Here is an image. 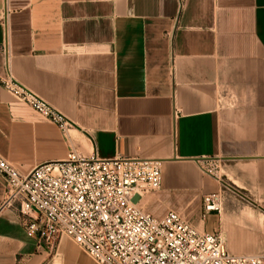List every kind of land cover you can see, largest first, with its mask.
Listing matches in <instances>:
<instances>
[{
  "label": "crops",
  "instance_id": "1",
  "mask_svg": "<svg viewBox=\"0 0 264 264\" xmlns=\"http://www.w3.org/2000/svg\"><path fill=\"white\" fill-rule=\"evenodd\" d=\"M9 74L74 123L63 132L0 83V153L21 172L70 150L156 159L144 209L264 252V0H0ZM18 208L0 175V264H90L69 239L30 234Z\"/></svg>",
  "mask_w": 264,
  "mask_h": 264
},
{
  "label": "built area",
  "instance_id": "2",
  "mask_svg": "<svg viewBox=\"0 0 264 264\" xmlns=\"http://www.w3.org/2000/svg\"><path fill=\"white\" fill-rule=\"evenodd\" d=\"M0 83L63 132L73 126L12 74ZM0 175L30 234L38 232L52 249L67 237L98 264H264V252L231 253L218 233L196 230L176 211L156 216L140 206L144 195L160 188L156 159H103L70 150L23 173L0 153Z\"/></svg>",
  "mask_w": 264,
  "mask_h": 264
},
{
  "label": "rangeland",
  "instance_id": "3",
  "mask_svg": "<svg viewBox=\"0 0 264 264\" xmlns=\"http://www.w3.org/2000/svg\"><path fill=\"white\" fill-rule=\"evenodd\" d=\"M209 170H212L213 169V165H210L209 167ZM159 190V189H158ZM156 192V191H155ZM157 193V192H156ZM150 195H152V193H149V194H147V195H144L143 196V200H142V204L144 205V203H146L147 201H148V199H150ZM210 197H212V195L210 196ZM213 198V202H211V201H209V204H206V205H204V208L205 209H207L206 208V206L207 205H212L213 207L212 208H210V209H208V210H211V209H218V208H216V207H218V206H216L215 204H217L218 203V196L216 197V196H213L212 197ZM225 199L227 200V202H229V203H232V204H234V205H238L240 208H244L245 209V211L246 212H249V213H251V214H253V213H257L258 214V217L260 218V219H262V216H261V211L258 209V207H254L253 205H252V201H250V200H248L245 196H241V197H238V196H236V195H234V194H229V195H227L226 197H225ZM149 202V201H148ZM147 202V203H148ZM218 205V204H217ZM140 206H142L141 204H140ZM173 210L174 211H176L178 214H179V212L175 209V208H173ZM218 211V210H217ZM151 213V212H150ZM255 220H256V218H255ZM259 221H261V223L263 222V220H259ZM66 239H69V238H67L66 237ZM69 243H71V245H72V247H74L77 251H79L82 255H84L87 259H88V261L90 262V264H98L94 259H92L84 250H82L77 244H75L71 239H69ZM59 243H57V245H58ZM226 246H227V248H229V244L226 242ZM60 249L58 250V255L56 256V258H55V260L57 261V259H58V257H59V253H60ZM57 251L56 250H54V252L51 254L52 256H54L55 255V253H56ZM240 253H246V252H240Z\"/></svg>",
  "mask_w": 264,
  "mask_h": 264
}]
</instances>
